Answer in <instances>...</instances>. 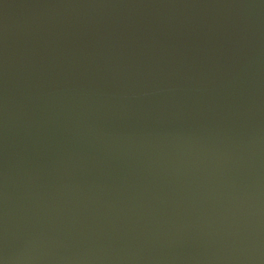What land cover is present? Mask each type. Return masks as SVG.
Masks as SVG:
<instances>
[{
	"label": "water",
	"instance_id": "1",
	"mask_svg": "<svg viewBox=\"0 0 264 264\" xmlns=\"http://www.w3.org/2000/svg\"><path fill=\"white\" fill-rule=\"evenodd\" d=\"M0 264H264V0H0Z\"/></svg>",
	"mask_w": 264,
	"mask_h": 264
}]
</instances>
